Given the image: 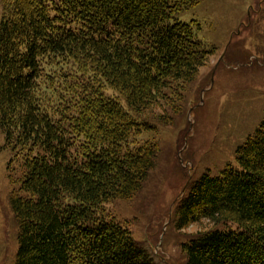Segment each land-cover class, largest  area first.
Segmentation results:
<instances>
[{
  "label": "trees",
  "instance_id": "1",
  "mask_svg": "<svg viewBox=\"0 0 264 264\" xmlns=\"http://www.w3.org/2000/svg\"><path fill=\"white\" fill-rule=\"evenodd\" d=\"M198 2L0 0L15 264H156L108 205L142 191L160 152L147 115L179 105L213 54L178 18ZM236 162L177 207L179 230L211 225L183 244L186 264H264V123Z\"/></svg>",
  "mask_w": 264,
  "mask_h": 264
},
{
  "label": "rangeland",
  "instance_id": "2",
  "mask_svg": "<svg viewBox=\"0 0 264 264\" xmlns=\"http://www.w3.org/2000/svg\"><path fill=\"white\" fill-rule=\"evenodd\" d=\"M1 13L0 5V19ZM178 18L196 21L198 38L213 54L179 105L167 115L159 108L147 115L157 119L156 130L142 138L156 141L160 152L142 191L108 205L156 264H186L183 244L211 225L179 230L180 201L204 174L237 166V148L264 123V0H199ZM162 117L168 124L160 123ZM4 146L0 135V264H15L18 223L10 197L19 186V167Z\"/></svg>",
  "mask_w": 264,
  "mask_h": 264
}]
</instances>
